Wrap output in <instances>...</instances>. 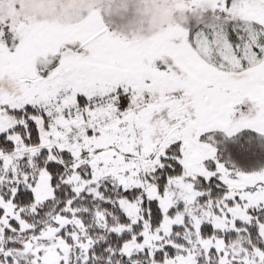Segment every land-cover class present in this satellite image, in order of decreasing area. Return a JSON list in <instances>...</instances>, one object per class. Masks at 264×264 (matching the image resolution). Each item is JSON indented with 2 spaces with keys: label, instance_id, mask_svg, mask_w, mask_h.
Here are the masks:
<instances>
[{
  "label": "snow or ice",
  "instance_id": "6c2138e0",
  "mask_svg": "<svg viewBox=\"0 0 264 264\" xmlns=\"http://www.w3.org/2000/svg\"><path fill=\"white\" fill-rule=\"evenodd\" d=\"M217 133L264 154V0H0V264H264Z\"/></svg>",
  "mask_w": 264,
  "mask_h": 264
},
{
  "label": "trees",
  "instance_id": "16d2710c",
  "mask_svg": "<svg viewBox=\"0 0 264 264\" xmlns=\"http://www.w3.org/2000/svg\"><path fill=\"white\" fill-rule=\"evenodd\" d=\"M250 137H252L250 139ZM217 141L220 142L221 150L225 147L228 151L224 154L227 156L229 152L232 157L242 164V166L251 168L264 164V154L259 151L260 140L255 139L254 133H244L234 138V140H226L221 133L216 135ZM255 149L257 154L252 155V150ZM247 150V151H246Z\"/></svg>",
  "mask_w": 264,
  "mask_h": 264
},
{
  "label": "rangeland",
  "instance_id": "374dc122",
  "mask_svg": "<svg viewBox=\"0 0 264 264\" xmlns=\"http://www.w3.org/2000/svg\"><path fill=\"white\" fill-rule=\"evenodd\" d=\"M217 134H218V133H217ZM217 134H216V135H217Z\"/></svg>",
  "mask_w": 264,
  "mask_h": 264
}]
</instances>
